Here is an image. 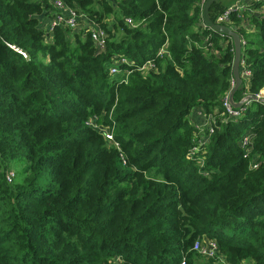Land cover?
<instances>
[{
  "label": "trees",
  "instance_id": "1",
  "mask_svg": "<svg viewBox=\"0 0 264 264\" xmlns=\"http://www.w3.org/2000/svg\"><path fill=\"white\" fill-rule=\"evenodd\" d=\"M65 2L91 25L50 30L52 0H0V264H264V101L228 115L232 38L201 0ZM245 20L237 101L264 88V0ZM208 239L214 258L193 249Z\"/></svg>",
  "mask_w": 264,
  "mask_h": 264
},
{
  "label": "built area",
  "instance_id": "2",
  "mask_svg": "<svg viewBox=\"0 0 264 264\" xmlns=\"http://www.w3.org/2000/svg\"><path fill=\"white\" fill-rule=\"evenodd\" d=\"M52 1L54 3V6L56 7V13L54 16L55 18L51 20L50 30L53 29V27H55L57 25H64V26L69 27L71 29H82V28L90 26V25H86V24L84 25L80 22V20L83 17H85V14L80 13V11L78 9L67 5L65 0H52ZM201 1H202V5H204V3L206 2V0H201ZM242 9H244V8L239 3L231 5V6L227 7L223 12H221L217 16L216 22L221 23V24H226V22H228L231 19L232 14L239 13L240 11H242ZM127 21L129 23L133 22L131 18H128ZM90 31L92 33L93 40L95 41L96 48L98 49V51H103L106 47L107 32L104 29L98 28V27H91ZM12 47L15 48L16 50L22 52L25 55V53L21 49H19L18 47L14 46V45ZM166 51H167V46L164 45L160 49L159 55H163ZM121 63H129V61L125 58H122L120 60H115L113 63V66L110 68V74L111 75H115V74H118L120 72V70H121L120 64ZM154 65H155V63L153 61H149L148 63H145L144 65L137 67V69L141 70V71H145V70L151 69ZM126 71L131 72V69H128ZM242 73L245 77L250 76L249 70H247V69L245 70V67L243 68ZM233 84L235 85V80H233ZM247 95H245L241 100H244V98ZM256 95L264 98V88L261 90V92L259 94H256ZM241 100H238V101H241ZM234 101H237V100L234 99ZM249 102H250V100H247V101H245V103L241 107H235L233 102L230 100V93H229L224 98L223 103H224V107L226 108V111H227L229 116L238 117L244 111V109L249 104ZM198 113L200 114L201 120L203 121L202 125H200L201 126L200 129H203L207 132L209 131L210 133H212L214 131V128H213L214 123L212 121L213 117L205 115L202 112V110H198ZM102 130L105 131L106 138L109 141H112L115 143L113 133L109 129H106V128H103ZM206 134H204V135L206 136ZM115 144L117 146H119L118 143H115ZM241 144L245 150H248L249 147L252 146V144H253V136L252 135H244V137L241 140ZM245 155L247 156L248 153H246ZM257 166H258L257 164L253 165V167H257ZM13 176H14V174L10 173L8 175V180L11 181ZM210 247H212V249ZM193 249L195 251H198L200 254H202L208 258H214L218 255V246L214 240H210V239L206 240L205 243H202L201 241H197L195 243ZM224 264H228V263L224 262Z\"/></svg>",
  "mask_w": 264,
  "mask_h": 264
},
{
  "label": "water",
  "instance_id": "3",
  "mask_svg": "<svg viewBox=\"0 0 264 264\" xmlns=\"http://www.w3.org/2000/svg\"><path fill=\"white\" fill-rule=\"evenodd\" d=\"M215 1H218V0H206L202 8V18L206 26L210 27L216 32L230 36L233 40L234 51H235V58L233 61V76L235 80V85L230 92V100L233 102L235 107H241L247 100H263L264 101V98L258 95L252 94V93H249L244 98V100H241L238 102L234 101V94L244 81L240 73V65H241V58H242V45H243L242 38L238 31L232 29L227 24L217 23L216 21L212 19L210 15V7Z\"/></svg>",
  "mask_w": 264,
  "mask_h": 264
},
{
  "label": "crops",
  "instance_id": "4",
  "mask_svg": "<svg viewBox=\"0 0 264 264\" xmlns=\"http://www.w3.org/2000/svg\"><path fill=\"white\" fill-rule=\"evenodd\" d=\"M238 1H239V4H241L242 6H243V8L244 9H242V11H240L239 13H243V11H246V10H250V6H251V3H252V1L253 0H221V7H220V5H218V7H216L215 9H214V11H213V15H216V13L221 9V8H223V7H229V6H231V5H234V4H236V2L238 3ZM239 13H236V15L237 14H239ZM211 15V14H210ZM212 17V16H211ZM245 18V17H244ZM216 19H217V17H216ZM45 23H47V20L45 21ZM82 24H86V25H91V22L89 21V19L88 20H83L82 21ZM226 24L228 25V26H230L232 29H234V30H236V28L237 27H239L240 25H244V26H247L251 31H253L254 30V26L248 21H242V22H240L239 24H235V23H232V21H228V22H226ZM247 28V29H248ZM237 31V30H236ZM223 44V46L225 45L224 44V42L222 43ZM242 77H245L243 74H242ZM245 78H249V77H245ZM248 81V80H247ZM192 119H194L197 123H198V125H202V123H203V121L201 120V118L199 117V115L197 114V113H193L192 114Z\"/></svg>",
  "mask_w": 264,
  "mask_h": 264
},
{
  "label": "rangeland",
  "instance_id": "5",
  "mask_svg": "<svg viewBox=\"0 0 264 264\" xmlns=\"http://www.w3.org/2000/svg\"><path fill=\"white\" fill-rule=\"evenodd\" d=\"M246 80H244V82L247 84L248 83V79L249 78H245ZM198 115H199V117L201 118V116H200V114L198 113V112H196ZM198 127H199V125H198ZM201 131L203 132V134H206L207 133V131H205V130H203V129H201ZM211 246V245H210ZM211 249H212V247H210ZM244 264H253V263H251V262H246V263H244Z\"/></svg>",
  "mask_w": 264,
  "mask_h": 264
},
{
  "label": "bare ground",
  "instance_id": "6",
  "mask_svg": "<svg viewBox=\"0 0 264 264\" xmlns=\"http://www.w3.org/2000/svg\"><path fill=\"white\" fill-rule=\"evenodd\" d=\"M237 3V2H236ZM238 3H239V1H238Z\"/></svg>",
  "mask_w": 264,
  "mask_h": 264
}]
</instances>
